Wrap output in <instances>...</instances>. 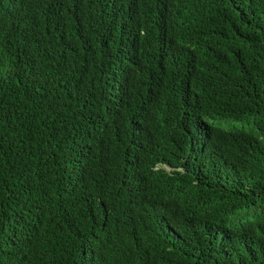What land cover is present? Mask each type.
Returning <instances> with one entry per match:
<instances>
[{
  "label": "trees",
  "instance_id": "trees-1",
  "mask_svg": "<svg viewBox=\"0 0 264 264\" xmlns=\"http://www.w3.org/2000/svg\"><path fill=\"white\" fill-rule=\"evenodd\" d=\"M0 264H264V0H0Z\"/></svg>",
  "mask_w": 264,
  "mask_h": 264
}]
</instances>
